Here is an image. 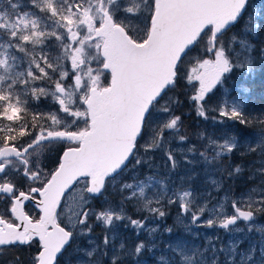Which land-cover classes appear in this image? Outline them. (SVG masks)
Segmentation results:
<instances>
[{
  "label": "snow or ice",
  "instance_id": "snow-or-ice-1",
  "mask_svg": "<svg viewBox=\"0 0 264 264\" xmlns=\"http://www.w3.org/2000/svg\"><path fill=\"white\" fill-rule=\"evenodd\" d=\"M235 5L232 18L215 31L209 24L185 48L176 75L144 110L131 151L112 172L126 177L119 188L115 180L85 184L77 195L74 182L64 191L53 218L65 238L52 264H68L74 241L71 264H264V104L252 103L254 77L264 80V0ZM147 7L146 0H0V204H7L0 216L19 223L12 205L29 191L23 207L40 215L42 197L30 185L55 174L45 161L65 125L73 127L66 117L75 119L96 65L106 66L110 46L144 23ZM241 178L239 195L221 199L206 187L220 193ZM173 211L182 230L168 223ZM219 231L239 238L217 248ZM32 243L39 264L43 246Z\"/></svg>",
  "mask_w": 264,
  "mask_h": 264
},
{
  "label": "water",
  "instance_id": "water-1",
  "mask_svg": "<svg viewBox=\"0 0 264 264\" xmlns=\"http://www.w3.org/2000/svg\"><path fill=\"white\" fill-rule=\"evenodd\" d=\"M235 12V0H155L147 40L137 43L121 34L110 46L109 59L103 65L111 76L110 85L91 88L85 103L89 128L80 133L60 132L63 140L56 141L79 146L67 148L55 174L42 189L36 188L42 197L37 201L41 219L31 222L24 212L23 200L32 193L17 198L12 213L19 223L10 225L0 218V244H28L29 239L38 238L43 246L39 264H52L55 250L65 238L53 218L64 191L82 179H88L91 188L114 178L112 172L132 149L144 110L176 75L173 69L181 53L205 27L211 24L215 31ZM117 149L120 152L114 153ZM82 156L89 157V162H82ZM78 166L82 167L79 171ZM63 172L66 175L59 186Z\"/></svg>",
  "mask_w": 264,
  "mask_h": 264
},
{
  "label": "rangeland",
  "instance_id": "rangeland-1",
  "mask_svg": "<svg viewBox=\"0 0 264 264\" xmlns=\"http://www.w3.org/2000/svg\"><path fill=\"white\" fill-rule=\"evenodd\" d=\"M146 3L148 5V7L145 8L144 23L139 25L138 29L136 31H134L133 34H132L133 39L136 42H138V43H140V41H143V43L146 41V39L148 37V34H149V31H150V28H151V20H152V17L154 15V11H155V4L153 6L152 0H146ZM191 55L192 54H189V56L185 58V60H184V64L185 65H188L189 60L191 59ZM103 65L104 64H97L96 67H97L98 70L95 72V74L90 75L89 80L87 82V86H86L84 92L81 93V96H80V99L83 101V105L81 106L80 104H78L76 106L75 111L72 113V115L75 117V119H71V117H66V119L70 120V122L73 125V127L68 128V126L65 125L64 130H66V131H78L79 128L81 126H83L84 123L86 124V122H88V110H87V108L85 106V102H86V100H87V98L89 96V91H90L91 88H93V87H101V83L106 85L105 82H104L105 79H106V75H105V72L102 71L103 70ZM257 78H258V76L254 77L256 82H255V84H253L254 85L253 88L256 90V95L254 96V98L252 100V103L254 105L259 106V105L264 104V101H263V103H260L261 96H264V94H261V93H264V91H262V89H264V85H262L259 82L260 79H257ZM107 80H108V82H110V76L107 78ZM257 87H259L261 89L260 92H258V90H257L258 88ZM176 90L177 89H175V92H176ZM171 94L175 95L174 92L171 93ZM47 103L51 104V101H47ZM170 104H171V101H168V105H170ZM168 105H164V106H168ZM87 125H88V123H87ZM53 148H56V146H52L51 147V149L49 151V153L51 152V155L54 152ZM55 161H56V159L52 161V164H51V166L48 169L49 171L52 170V166L56 167V165L54 163ZM225 166H226V162H225V165H220V167H225ZM224 175L226 176V172L224 173ZM49 178H50V176L48 177V179ZM124 178H126V177L123 176V175H117L116 177L109 179L107 184L111 183L112 180H115L117 182L116 186H117V188H119V183ZM201 179H204L203 174H201ZM210 179L211 178H209V182H210ZM215 179H217L219 181L221 179V174L220 173H216L215 174ZM41 181H45V176L44 175H41ZM85 184H87V187H89V182H88L87 179L81 180L80 183L75 187L73 192H75L77 195H82L83 194L82 193V189L84 191L87 190L85 188ZM231 184H233V187L229 183L226 182L224 190H222L220 193H216L215 191H217V189H215L214 186H212L211 184L206 185V187L209 189V191H211L213 193V197L220 196L221 199H223V195L225 194V192H228L229 194L236 193L237 195H239L240 193L237 192V190L239 189L242 192L247 186V181L244 178H241L239 181H234ZM204 199H210V198L209 197H204ZM6 207H7V204L5 203L2 207H0V211L2 209H5ZM32 212H33V209L30 208V215L31 216H32ZM34 216H35V213H34ZM35 218H38V216H35ZM216 222L219 223V220H217ZM168 223L170 225L174 224L178 231L182 230L184 228V225L180 222V220H178L176 218V214H175L174 211L172 212V219L169 220ZM205 231H207L209 234H212L211 230H202L201 235H203ZM216 235H218L220 237V239L215 241V246L217 248H219L222 244L224 246H227L229 238H231L234 241L239 238L234 233H232L231 236L225 235L223 231L217 232ZM243 235L245 237H247V233H244ZM213 238H215V236H213ZM195 243L196 244H200L201 240L196 239ZM74 247H75V241L73 242V245L70 246L68 248V250L64 253V259L66 261H68V264H71V256H72V251H73ZM16 249L17 248H15L13 250H16ZM21 249H23L24 251H20V253L26 252L27 255L23 256L22 254L21 255L13 254L14 259H12L11 262H10V258H7V256L10 255V251H11L10 248L5 249V250H0V261L2 262V264H33L32 258L36 254V251H37L36 244L33 243V244L28 245L26 247H22ZM221 259H223V258H221Z\"/></svg>",
  "mask_w": 264,
  "mask_h": 264
},
{
  "label": "trees",
  "instance_id": "trees-1",
  "mask_svg": "<svg viewBox=\"0 0 264 264\" xmlns=\"http://www.w3.org/2000/svg\"><path fill=\"white\" fill-rule=\"evenodd\" d=\"M105 75H106V79H105V84L106 85H104V84H102L101 83V87H105V86H107L108 84H109V82H108V80H107V78L109 77V75L108 74H106L105 73ZM108 76V77H107ZM257 79H259V77L257 78ZM108 82V83H107ZM259 82L262 84V85H264L263 83H264V80H259ZM252 87H254V85H252ZM258 89V92H260L261 91V89L259 88V87H257ZM180 91V89L179 88H177V90H176V92H174L175 94L176 93H178ZM261 94H264V93H261ZM260 94V95H261ZM260 103H263V101L261 100L260 101ZM87 123H89V119H88V122H86V124L84 123L83 124V126H81L80 128H79V130H78V132H81V131H83V130H86V129H88V125H87ZM70 146H77V145H69V144H66V143H64V142H61V143H59L58 145H56V148H53V150H54V152L52 153V155H51V152L50 153H48V156H47V159H46V162H47V164H48V169H49V167L51 166V164H52V161L53 160H57V156L59 155V153H60V151H61V149H66V148H68V147H70ZM57 169H56V167H54V166H52V170L51 171H56ZM41 179V178H40ZM44 185V183H42L41 185H36V184H32V185H30V187L31 188H33V187H36V186H38V187H42ZM232 187H233V184H230ZM236 188V187H235ZM39 247V245H37L36 244V248H38ZM7 258H9V256H7Z\"/></svg>",
  "mask_w": 264,
  "mask_h": 264
},
{
  "label": "flooded vegetation",
  "instance_id": "flooded-vegetation-1",
  "mask_svg": "<svg viewBox=\"0 0 264 264\" xmlns=\"http://www.w3.org/2000/svg\"><path fill=\"white\" fill-rule=\"evenodd\" d=\"M132 37V36H131ZM133 38V37H132ZM59 143H53L52 144V146H56V145H58ZM51 146V147H52ZM5 203H3V204H0V207H2L3 205H4ZM5 211V209H2L0 212H4ZM24 212H25V214H26V217L27 218H29V220L31 221V222H37V221H39V218L41 217V215H42V212H40V215L38 216V218H35V216H37V214H36V212L33 210V212H32V216L31 215H29V213H30V208L26 211L25 209H24ZM34 213H35V216H34ZM1 217V216H0ZM2 219L3 220H5L6 222H8V223H10V224H13L14 226H17V223L15 222V221H13L12 219H10V218H8L7 217V214L5 213V215L4 216H2ZM33 244V243H32ZM29 244H22V243H19V244H11V245H9V246H3L2 248H0V250H5V249H8V248H10V255H9V258H10V260H12V259H14V256H13V254H16V255H23V256H26L27 255V253L26 252H24V253H20V251H24L23 249H21L22 247H26V246H28ZM40 245H41V243H40ZM15 248H17L16 250H13V249H15ZM0 263H2L1 261H0Z\"/></svg>",
  "mask_w": 264,
  "mask_h": 264
},
{
  "label": "bare ground",
  "instance_id": "bare-ground-1",
  "mask_svg": "<svg viewBox=\"0 0 264 264\" xmlns=\"http://www.w3.org/2000/svg\"><path fill=\"white\" fill-rule=\"evenodd\" d=\"M117 134H118V133H117ZM119 135H120V134H119ZM95 148H96V147H93L92 149L95 150ZM115 148H116V147H115ZM101 149H102V148H101ZM106 150H107V149H106ZM118 150H119V149H117L115 152H114V151H113V152H114V153H116V152H120V151H118ZM97 151H98V150H97ZM108 151H109V150H108ZM103 153H104V152H103ZM80 160H81L82 162H84V163H85V162L87 163V162H89V157L82 156V157H80ZM115 161H116V160H115ZM65 168H66V167H65ZM77 168H79V169H78V171H79V170H81L82 167H81V166H78ZM67 170H68V169H67ZM65 175H66V173L63 172V174L61 175V178H60V180H59V182H58V183H59V186H61L62 181H63V179L65 178ZM46 203H47V201H46ZM46 212H47V207H46ZM45 261H46V256H45ZM47 262H48V260H47ZM49 263H50V262H49Z\"/></svg>",
  "mask_w": 264,
  "mask_h": 264
}]
</instances>
